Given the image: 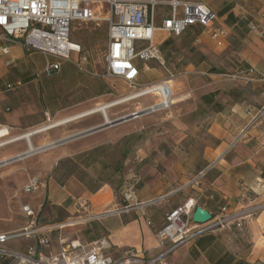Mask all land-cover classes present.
<instances>
[{
	"label": "crops",
	"instance_id": "1",
	"mask_svg": "<svg viewBox=\"0 0 264 264\" xmlns=\"http://www.w3.org/2000/svg\"><path fill=\"white\" fill-rule=\"evenodd\" d=\"M199 1L217 13L215 26L228 29L226 45L220 47L222 50L216 49L209 30L201 25H193L184 34L200 30L192 44L198 46L205 58L212 53L236 58L243 62L241 72L247 75L254 68L253 78L248 80L253 82L256 99L264 102V0ZM82 23L94 24L99 32L106 24ZM106 38L107 51V26ZM165 39L159 33L156 41L162 43ZM73 41L81 45L82 51L73 52L69 59L42 51L29 52L21 43H10V52L0 55V125L9 129V134L2 138L10 137V143H14L24 140L27 133L58 122L55 127L31 137L38 143L44 141L42 145L58 144L49 147L56 148L52 161L37 176L39 188L25 201L32 205L35 216L28 217L24 224L0 229V233L18 234L2 247L16 253L34 248L38 257L54 255L65 242L72 240L83 245L105 240L104 251L113 258L133 248L150 259L164 250L157 247V232L164 224L165 214L194 198L196 207L201 206L212 215L218 214L223 206L229 212L263 206L241 226L229 223L180 244L156 264H262L264 117L249 125L250 117L245 111L249 106L259 108L245 95L221 106L206 132L196 137L200 141L199 149L192 145L147 148L145 126L133 125L142 116L61 142L97 126L92 124L95 119L102 118L104 122L118 119L142 107L140 100L133 102V106L130 104L138 98L118 102L132 93L129 84L121 77L108 75L106 62L94 58L91 46L84 39ZM3 43L0 37V45ZM57 62L60 69L54 75H47L45 66ZM144 70L141 68L139 84L154 83L156 78L143 79ZM8 83L15 87L8 89ZM198 108L197 105L193 110ZM134 140L137 143L133 145ZM183 155L199 157L198 166L210 167L198 184L181 187L186 178L190 180L194 176L191 165L188 167V162L180 158ZM134 175L141 178L137 189L139 203L126 208L123 182ZM80 200H86L89 205L80 207ZM53 228H61L59 251L52 247L51 241L47 245L40 243ZM21 230L26 232L19 233ZM26 260L0 253V264H27Z\"/></svg>",
	"mask_w": 264,
	"mask_h": 264
},
{
	"label": "built area",
	"instance_id": "2",
	"mask_svg": "<svg viewBox=\"0 0 264 264\" xmlns=\"http://www.w3.org/2000/svg\"><path fill=\"white\" fill-rule=\"evenodd\" d=\"M158 17L160 22L157 21ZM217 18V13L199 0H0V28L3 31L0 37L4 41L0 45V55L10 52V43H21L29 52L42 51L69 59L73 52L82 51L81 45L74 42L71 37L73 21L97 24L106 22L108 28L106 73L121 77L129 84L132 93L124 98L125 101L148 95L154 97L151 104L133 112L137 114L135 117L137 118L170 108L174 96L173 82L182 75L181 72L172 71L167 65L160 45L156 41L157 35L163 32L178 37L193 25H201L209 30L216 46L224 47L229 32L225 27L215 26ZM139 59L158 61L167 70L168 77L146 86L140 85L138 77L141 68L137 62ZM59 69L60 63H48L44 71L51 76ZM249 72L254 74L255 69L251 68ZM14 87L12 83L7 84L8 89ZM245 111L250 117L249 125L255 124L264 117V106L259 109L249 106ZM2 128L4 126L0 125V130ZM209 168L201 170L184 186L198 184ZM140 180L137 175L124 180L122 195L126 201V208L139 203L137 189ZM39 186V178L31 177L24 186V191L32 193ZM78 205L83 208L89 203L80 200ZM196 205L195 199L190 198L165 214L164 224L157 232V247L164 250L150 259H146L133 248L128 249L121 257L113 258L104 251L107 248L105 240L96 241L91 245H83L79 241L72 240L65 242L58 253L41 254L38 257H35L34 248H30L26 257L33 264H156L180 244L229 223L236 222L241 226L263 206H252L239 212H229L227 207L223 206L218 214L212 215L211 220L198 224L192 222ZM22 211L28 217L35 216V210L29 203L22 204ZM17 235V233H0V253L20 255L2 247ZM49 242L48 236L40 241L45 245Z\"/></svg>",
	"mask_w": 264,
	"mask_h": 264
},
{
	"label": "rangeland",
	"instance_id": "3",
	"mask_svg": "<svg viewBox=\"0 0 264 264\" xmlns=\"http://www.w3.org/2000/svg\"><path fill=\"white\" fill-rule=\"evenodd\" d=\"M157 21L160 22V17ZM102 26L104 27L103 31L99 32L95 29L94 24L75 20L72 24L71 37L72 40H78L80 37L84 39L88 46H91L94 58L98 62L104 63L107 23ZM199 33L200 30L196 29L176 37L161 32L162 38H166L164 42L159 43L163 57L172 71L181 72L182 75L173 82L174 104L170 108L144 114L134 121L135 124L133 125L140 123L145 126L144 142L147 148H185L192 145L199 149L200 141L196 137L202 132H206L205 128L215 112L221 109V106L238 100L243 95L256 108H261L264 105L263 101L259 102L256 99L257 94L252 89L253 82L248 80L250 77L253 78V75L241 72L244 68L243 62L233 57L228 58L226 54L217 56V54L212 53L208 58H205L198 46L192 44V39ZM213 44L216 49L222 50L215 43ZM138 66L145 69L143 73L145 81L156 78L155 81L160 82L169 75L167 70L156 60L139 59ZM147 66L149 68H146ZM138 100L143 107L151 104L154 97L148 95L138 98L130 103L131 106H133V102ZM197 105L199 108L193 110ZM111 119L113 118L111 117ZM103 122L102 118H99L95 119L92 124L98 125ZM9 139L10 137L3 138V140ZM32 142L35 147L44 143V141L38 143L34 138ZM136 143L137 140L132 142L133 145ZM54 149L56 148L44 149L0 166V229L6 228L7 225H21L29 220L22 211V204L26 200H30L35 192L26 193L24 186L31 177H37L47 169L52 161ZM27 150L28 141L26 139L0 146V161ZM180 158L188 162V167L191 165L194 169V176L203 170V167L197 165L199 157L183 155ZM192 158L193 161L191 162ZM188 181L189 179L186 178L181 187H184ZM24 232L26 230L19 231V233ZM48 238L52 247L59 251L61 249V228H53L51 232H48ZM27 255L28 252L23 250V253L16 256L19 260L23 257L28 260ZM27 260V264H33Z\"/></svg>",
	"mask_w": 264,
	"mask_h": 264
},
{
	"label": "water",
	"instance_id": "4",
	"mask_svg": "<svg viewBox=\"0 0 264 264\" xmlns=\"http://www.w3.org/2000/svg\"><path fill=\"white\" fill-rule=\"evenodd\" d=\"M136 116H137V114H133L132 113L130 115H126L124 117H121V118H118V119H114V120L106 119L105 122H103V123H101V124H99L97 126H94V127L90 128V129H87V130H85V131H83V132H81L79 134L73 135L72 137H69V138H67L65 140H61V142H64V141L69 140V139H73V138H77V137H81V136H84V135H88V134L94 133L96 131L102 130L104 128H107L109 126L115 125L117 123L129 120V119H133ZM54 144H58V142L53 143V145ZM19 157L13 158L11 160H16ZM211 219H212V214L207 209H205V208H203L201 206H197L195 208V210L193 212V216H192V220H193L194 223L202 224V223L208 222Z\"/></svg>",
	"mask_w": 264,
	"mask_h": 264
},
{
	"label": "bare ground",
	"instance_id": "5",
	"mask_svg": "<svg viewBox=\"0 0 264 264\" xmlns=\"http://www.w3.org/2000/svg\"><path fill=\"white\" fill-rule=\"evenodd\" d=\"M125 99H122L118 102H121ZM104 113H106V110L103 109ZM58 122H55V123H51V124H47L45 125L42 129H38V130H35L31 133H27L25 135H23V138H25L27 141H28V150L23 152V153H20L19 155H15V156H10L9 158H5L3 160L0 161V166H2L3 164H7L8 162L11 161V159L13 158H16V157H19L18 159H21L23 158L24 156H28V155H31L32 153H35V152H40L41 150H44V149H47L51 146H54L53 143H48V144H45V145H42L40 147H35V145L32 143V135L38 131H42V130H47V129H50L52 127H55L57 125ZM7 132H8V128L7 127H4L0 130V137H3L4 135H7ZM11 140H3V138H0V146H3L5 144H8L10 143ZM52 144V145H51Z\"/></svg>",
	"mask_w": 264,
	"mask_h": 264
}]
</instances>
